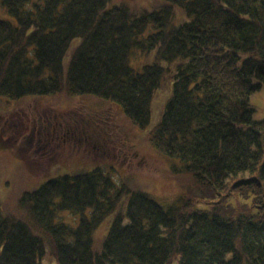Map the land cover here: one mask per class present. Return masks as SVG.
Returning a JSON list of instances; mask_svg holds the SVG:
<instances>
[{"label":"trees","instance_id":"1","mask_svg":"<svg viewBox=\"0 0 264 264\" xmlns=\"http://www.w3.org/2000/svg\"><path fill=\"white\" fill-rule=\"evenodd\" d=\"M0 1L17 19L0 17V94H92L145 128L164 62L180 59L151 141L184 162L200 195L238 197L204 209L190 198L164 205L100 168L64 174L23 194V219L0 208V264H45L48 250L58 264H264V118H254L250 101L264 85V0H164L140 14L108 8L110 0H45L34 9H26L32 0ZM176 9L189 20L169 27ZM150 25L156 30L143 36ZM133 48L155 49L158 61L136 70ZM245 171L257 174L233 180ZM127 193L126 215L115 216L96 251L95 230ZM63 211L80 214L77 226L57 221Z\"/></svg>","mask_w":264,"mask_h":264},{"label":"rangeland","instance_id":"2","mask_svg":"<svg viewBox=\"0 0 264 264\" xmlns=\"http://www.w3.org/2000/svg\"><path fill=\"white\" fill-rule=\"evenodd\" d=\"M45 0H32L26 9H34L35 4ZM164 0H110L108 8L126 5L136 14L144 10L159 9ZM0 17L17 24L0 1ZM189 20L183 9L175 11L172 24ZM156 29L150 25L143 36ZM81 39L72 40L64 57L67 72L71 57ZM131 65L141 70L144 65L158 61L156 50L148 52L133 48ZM182 61H165L167 67L164 81L152 102L151 121L147 127L134 123L115 102L96 95L70 94H28L17 99L0 94V208L4 216L23 219L25 211L21 198L27 191H33L46 181L64 174H78L100 168L119 185L132 191H142L164 205L190 198L194 207L209 208L219 199L238 201L233 190H222L214 196H202L196 178L186 172L184 162L159 151L151 141V130L161 121L166 103L173 93L174 75ZM47 75V74H46ZM255 108L254 118H264V85L250 97ZM86 130L88 140L72 146L73 140L57 139L56 143L44 144L45 136L54 127ZM66 132V131H65ZM39 139H41L39 141ZM253 173L245 171L233 180L247 178ZM130 193L125 194L114 213L104 219L94 232V249L101 252L105 239L116 215H126ZM225 202V203H226ZM90 210L87 211V214ZM80 214L63 211L56 215L77 226ZM45 264H58L49 250Z\"/></svg>","mask_w":264,"mask_h":264},{"label":"flooded vegetation","instance_id":"3","mask_svg":"<svg viewBox=\"0 0 264 264\" xmlns=\"http://www.w3.org/2000/svg\"><path fill=\"white\" fill-rule=\"evenodd\" d=\"M66 131V132H65ZM90 137V133L87 134L86 130H74V129H64L63 127H54V129L45 136L44 144H51V141L56 143L57 139L63 138L64 142L67 140H73L72 146H76V143H81L82 140H88ZM41 139H39L40 141Z\"/></svg>","mask_w":264,"mask_h":264}]
</instances>
